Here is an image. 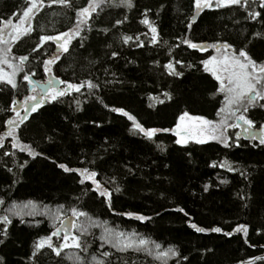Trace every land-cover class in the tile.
<instances>
[{"label": "trees", "instance_id": "1", "mask_svg": "<svg viewBox=\"0 0 264 264\" xmlns=\"http://www.w3.org/2000/svg\"><path fill=\"white\" fill-rule=\"evenodd\" d=\"M48 3L50 0H45V6L38 10L31 36L14 45L12 53L15 57L30 56L26 71H36L33 79L39 81L46 78L42 61L56 52V45L47 42L39 53H32L31 48L41 35H56L74 27L76 11L87 6V0H71L70 8L59 4L48 7ZM132 3V8L119 6V0L105 4L103 11L93 14L89 25L82 26L84 30L72 40L69 53L52 66V75L58 79L74 83L91 80L100 87L91 93L85 87L60 103L46 104L16 130L21 143L31 144L41 156L33 159L19 152L12 148L11 137L5 136L6 120L15 118V113L7 111L11 101L23 100L28 94L23 73L16 78L21 85L19 95L9 86L0 85V109H4L0 111V138L4 144L0 148V200L4 201L0 204V217L9 215L12 219L7 226L8 239L0 244V257L5 264H95L93 256L104 264H165V258H155L158 250L152 243L148 248L153 255L132 249L117 252L100 239L105 235L104 228H108L125 234L137 233L160 244L162 251L169 247L178 250L180 257L167 258L166 264H242L249 260L264 264V260L255 259L264 257V146L253 147L258 141L240 139L239 148H224L210 141L205 145L189 143L185 149L174 144L176 138L171 133L164 132L148 141L142 134L130 131L131 121L126 117L109 110L121 107L145 128H174L184 111L218 121L216 113L223 96H213L216 81L203 72L200 64V59H207L210 51L190 49L181 41L188 39L207 46L231 42L236 48L247 44L254 58L264 60V10L256 8L262 17L251 21L236 6L204 9L196 15L193 0H132ZM27 5L28 0H0V22L6 19L16 22V15L22 14ZM146 10L147 18L158 29L159 42L155 45L151 43L148 27L140 23ZM116 20L124 23L115 25ZM189 23L191 28L187 27ZM101 29H107V34ZM256 32L262 36L255 37ZM125 35L133 37L128 44L122 42ZM136 37L144 47L137 46ZM113 51L119 53L115 59L111 58ZM177 60L182 65L177 64L176 69L184 75L169 76L164 65ZM165 92L171 95V100L163 96ZM73 97L80 100V111H76ZM161 99L165 100L163 104L159 103ZM250 118L257 125L264 123V110L253 109ZM157 145L165 150L161 151ZM5 151L14 155L4 156ZM25 160L27 165L20 169ZM221 161L239 171L210 166ZM59 164L96 171V179L113 191L111 208L90 190L94 187L90 181L81 185L76 173H64ZM9 167L12 172L7 171ZM128 168L133 172L129 173ZM241 171L247 174V179L240 175ZM221 179L229 183L220 184ZM113 180L115 183H105ZM205 184L210 186L208 192L203 191ZM117 186L121 188L119 193L114 191ZM241 196L248 199L241 200ZM30 201L31 205L24 208ZM13 205L17 206L14 212L32 213L23 215L25 223L20 222V215L8 212ZM72 208L87 212L91 221L101 225L89 227V234L82 237L87 241V251L66 249L55 257L46 249L38 258H32L36 240L50 234L53 224L60 227L52 214L59 210L60 219L65 220L72 215ZM177 208H183L188 216L174 210ZM46 211L47 216L41 215ZM129 212L151 219L141 222L122 215ZM76 222L87 224L88 220L80 217ZM190 222L200 227L220 226L224 231L245 224L248 235L196 233L189 227ZM105 251L111 254L107 258L102 256ZM185 256L187 260L183 259Z\"/></svg>", "mask_w": 264, "mask_h": 264}, {"label": "snow or ice", "instance_id": "2", "mask_svg": "<svg viewBox=\"0 0 264 264\" xmlns=\"http://www.w3.org/2000/svg\"><path fill=\"white\" fill-rule=\"evenodd\" d=\"M111 3V0H87V6L80 7L76 11V23L74 27L69 28L67 31L59 32L56 35H41L39 41L35 46L31 48L32 53H39L47 42H52L56 45V52L48 58L42 61L43 72L49 77L45 82L41 83L39 80L33 79L36 75V71L27 70L26 66L30 61L29 55H20L15 57L12 55L13 46L18 45L26 37H30L33 28V21L39 14L38 10H42L45 6V0H28V5L23 10L22 14L16 15V22L12 19H6L0 22V85L9 86L16 95H19L21 85L17 82V76L23 73V81L27 84V95L23 100L13 99L7 111L15 113V118H9L5 122V126L8 131L5 136L11 137L12 148L17 149L19 152L27 153V155L33 159L42 155L41 152L36 151L31 144L21 143L20 137L17 135L16 130L20 129L30 117H33L34 113L39 112L46 104L60 103L65 97L72 95L73 93H81L83 88H87L89 93L92 90H96L100 87L98 83H93L91 80L81 81L80 83L69 82L63 79H58L52 75L53 65H56L60 61L61 56L69 53L72 40L80 37L81 32L84 30L82 26L89 25L92 20L93 14H98V10L103 11L105 4ZM52 4H59L63 7H72L71 0H50L47 4L51 7ZM119 6L132 8L134 5L132 0H119ZM236 6L243 10L247 15L245 19L256 21L262 17L261 11H257L256 8L264 10V0H193L192 7L196 13L199 14L204 9H220L230 8ZM194 22V21H193ZM124 23L122 20H116L115 25H121ZM140 23L146 25L151 33V43L157 44L159 33L154 24L147 18V10L144 13V18L140 20ZM239 23V21H237ZM188 28L192 27V24L187 25ZM102 32L107 34V29H101ZM255 37H261L262 33L256 32ZM124 44H128L133 40L132 36L121 37ZM138 41V47H144L143 42L139 41V37H136ZM167 43V41H165ZM182 44L187 45L188 48L197 51H207L202 45L193 43L188 39L181 41ZM251 43V41H249ZM84 45L81 44V47ZM179 47V45H177ZM212 48L216 55H210L207 59H200L203 72L209 74L215 81L213 96L222 95L223 101L221 107L217 110L216 115L220 117L218 121H213L200 115H192L188 111H184L179 117L174 128H145L135 116L131 115L128 111L121 107H112L109 110L113 113H117L126 117L131 121L130 131L133 134H142L148 141H153L157 133H171L176 139L174 144L187 149L189 143L196 145H205L210 141L222 145L224 148L241 147L240 139L242 134L246 135L247 139L251 141H258V144H254L253 147L264 146V123L257 125L256 121L250 118V113L253 109L259 108L264 110V60H258L254 58L248 49V45L236 48L231 42L213 43L209 46ZM119 55L118 52L113 51L111 58L115 59ZM11 57V59H10ZM182 62L177 60L175 63L169 62L164 65V69L167 74L172 77H182L184 74L181 71H177L176 65ZM5 66L10 71H5ZM189 68L193 65H188ZM115 76V73H113ZM116 81H107V83H114ZM57 85H60L58 87ZM218 85V86H217ZM163 96L167 100H171L172 97L169 93H163ZM76 103V111H80V100L73 97ZM165 100H159V103L163 104ZM106 108L107 105H104ZM151 107V105L149 106ZM4 109H0L3 111ZM95 124V122L93 121ZM100 127L99 124L95 125ZM240 129V131L229 130ZM51 139V137H49ZM4 144L2 138H0V148H3ZM161 151L165 149L161 145H157ZM191 155V153H188ZM4 156H12L14 153L5 151ZM27 165V160L19 165L20 169H23ZM211 167L226 168L229 172H237L239 169L234 168L227 161H221L219 164L213 162ZM58 167L63 170L64 173H76L80 179L81 185L86 181H90L92 187L90 190L93 193H98L100 197L107 202L109 208L112 206L113 191L103 186L100 181L96 179L98 173L91 171L88 168H71L66 164H59ZM8 172H12L13 169L9 167ZM128 172L132 173V168H128ZM240 175L247 179V174L243 171ZM107 183H115V181H106ZM220 184H228L229 181L221 179ZM209 185L205 184L203 191H209ZM114 191L119 193L121 188L117 186ZM241 200H247L248 197L241 196ZM4 201L0 200V204ZM31 205H24V208H28ZM247 207V203L244 205ZM17 206L13 205L12 209H8L11 215H20L21 223H25L22 218L23 215H32L31 212H14ZM34 208L35 206L32 205ZM60 208H63L61 205ZM177 212H183L185 216L188 213L183 208L174 209ZM72 215L79 219L85 217L88 220L87 224H77L75 220L70 221L71 228L79 232V235H75L67 227H65L64 220L60 219L59 210L52 214L53 220H58L60 227L52 225L53 231L50 234L40 237L33 245V251L31 253L32 258H38L42 255L44 250H49L55 257H60L66 249H79L82 252L87 251V241L82 237L89 234V227H100L101 225L91 221L87 212L80 211L76 208L71 209ZM49 213L43 212L41 215L47 216ZM129 218H134L138 221L144 222L150 220L151 217L145 215H137L134 213H122ZM12 224V219L9 215L0 217V225H3L0 230V244H4L8 239V225ZM189 227L194 229L196 233H216L222 234L225 237H231L234 233H243L245 237L248 235V226L240 224L236 226L232 231H224L220 226L214 227H200L195 223H189ZM61 228H64V234L61 236ZM105 235H102L100 239L104 243L110 244V246L117 252H126L129 249L134 251H146L148 255H153V251L148 248L150 243L155 245V249L158 250L155 253L156 259L165 258V264L167 258L180 257V252L172 247H169L167 251H162L161 245L154 241H149L142 237H139L137 233L125 234L124 232H116L112 229L104 228ZM259 234V233H258ZM54 238H57L60 242L57 243ZM245 243L247 240L245 239ZM211 251V249H209ZM111 254L107 251L102 253V256L107 258ZM77 261L80 257H76ZM187 260L188 257H183ZM256 260H264V257H256ZM95 264H104L103 260L92 257ZM0 264H5L4 258L0 257ZM242 264H255L254 260L242 262Z\"/></svg>", "mask_w": 264, "mask_h": 264}, {"label": "rangeland", "instance_id": "3", "mask_svg": "<svg viewBox=\"0 0 264 264\" xmlns=\"http://www.w3.org/2000/svg\"><path fill=\"white\" fill-rule=\"evenodd\" d=\"M195 14H197L196 13V11H195ZM210 55H216V52L212 49V51H211V53L209 54V56ZM5 69L7 70V67H5ZM176 138V137H175ZM73 220H75L76 221V217H74L73 215H68V216H66V219L64 220V222H65V227H67L70 231H71V224H70V221H73ZM63 234H64V228H61V236H63Z\"/></svg>", "mask_w": 264, "mask_h": 264}, {"label": "flooded vegetation", "instance_id": "4", "mask_svg": "<svg viewBox=\"0 0 264 264\" xmlns=\"http://www.w3.org/2000/svg\"><path fill=\"white\" fill-rule=\"evenodd\" d=\"M196 15H197V14H196ZM193 20L195 21V16L192 18V21H193ZM202 46H203V48L207 49V52L210 51V53H211L212 48L209 47L210 45H208V46H207V45H202ZM200 52L205 53L206 51H200ZM45 79H46V78H45ZM45 79H44V80H45ZM44 80H42V81H44ZM233 131H240V129H235V130H233ZM241 139L244 140L243 136H241ZM244 141H246V140H244Z\"/></svg>", "mask_w": 264, "mask_h": 264}, {"label": "water", "instance_id": "5", "mask_svg": "<svg viewBox=\"0 0 264 264\" xmlns=\"http://www.w3.org/2000/svg\"><path fill=\"white\" fill-rule=\"evenodd\" d=\"M194 21V20H193ZM54 44V43H53ZM56 51V50H55ZM47 79H49V77L47 76ZM46 79V80H47ZM45 80V81H46ZM45 81H43V82H45ZM43 82H41V83H43ZM58 87H60V85H57ZM242 136H243V138H244V140H246V141H249V139H247V137H246V135H244V134H242Z\"/></svg>", "mask_w": 264, "mask_h": 264}]
</instances>
